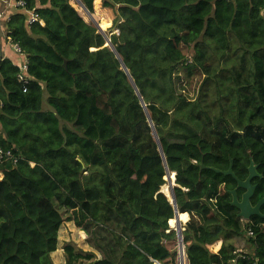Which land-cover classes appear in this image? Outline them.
I'll list each match as a JSON object with an SVG mask.
<instances>
[{
    "label": "trees",
    "instance_id": "1",
    "mask_svg": "<svg viewBox=\"0 0 264 264\" xmlns=\"http://www.w3.org/2000/svg\"><path fill=\"white\" fill-rule=\"evenodd\" d=\"M22 1L39 19L5 22L30 82L0 62V147L18 159L0 166V264H54L65 222L100 256L67 245L66 264H175L158 141L188 264H264V218L245 224L235 180L211 171L245 181L252 162L264 198V0H80L129 75L76 1Z\"/></svg>",
    "mask_w": 264,
    "mask_h": 264
},
{
    "label": "water",
    "instance_id": "2",
    "mask_svg": "<svg viewBox=\"0 0 264 264\" xmlns=\"http://www.w3.org/2000/svg\"><path fill=\"white\" fill-rule=\"evenodd\" d=\"M77 2L78 5L81 6V8L87 13V15H89L91 21L94 23L96 29L98 30V32L103 35L105 41H106V45L105 47L107 48H110L112 50V52H114L117 56V58L120 60L114 46L112 45L111 43V36H109V34L106 33V31H103L100 26H99V22H97L93 16H91L88 11L84 8V6L82 5V3L80 2V0H74ZM111 27V25H110ZM1 51H2V47L0 45V62L2 61V55H1ZM121 62V60H120ZM121 65H122V68L123 70L125 71V73L127 75H129V72L128 70L126 69V67L124 66V64L121 62ZM65 67V66H64ZM133 84V87L135 88L136 92L138 93L134 83L132 82ZM141 104L144 108H146V106L144 105V102L142 101L141 99ZM148 122H149V125L151 127V129L153 130V133H154V137L155 139L158 141V137H157V134H156V131L154 129V125L150 119V117L148 116ZM158 144H159V152L163 158V161H164V165H165V169H166V183H169L170 185V195H171V198H169L167 195L164 194V192L162 191V188L160 190V193L165 195V197L168 199V201L170 202V204L172 205L173 209H174V218L176 219L178 216H179V211H178V208H177V204H176V199H175V195H174V189L177 187L176 185V179H175V174H171L168 169H167V166H166V162H165V159H164V154H163V151H162V148L160 146V143L158 141ZM203 167V166H202ZM204 168V167H203ZM211 171L217 173V174H222L224 176H231L236 184H237V187L234 191L230 192L231 196H232V205L234 207H236L238 210H239V214H238V217L240 219H242V221H245V222H249L253 217H260V218H264V216L261 214V208L264 206V198L261 199L255 206H252L251 204V198L254 196L255 194V191H256V186H253L251 183H252V180L254 178H261L257 172H256V166L251 162L249 168H248V177L246 178L245 181H240L236 178V176L234 175L233 173V169H232V163L230 165V168L228 169L227 172H220V171H217L215 169H211ZM172 175H174L172 177ZM238 190H243L244 191V194L242 195L241 197V200H238L237 198V191ZM181 227V223L179 225ZM176 235L179 237L180 240H183V232H182V229L181 231H178V229H174ZM183 264V263H182Z\"/></svg>",
    "mask_w": 264,
    "mask_h": 264
},
{
    "label": "rangeland",
    "instance_id": "3",
    "mask_svg": "<svg viewBox=\"0 0 264 264\" xmlns=\"http://www.w3.org/2000/svg\"><path fill=\"white\" fill-rule=\"evenodd\" d=\"M7 2H8L7 0H2L1 4H0V13H2L3 15L5 12V8L3 7V5L5 6V4ZM0 22H2V20ZM4 22H7V20H4ZM109 29H110V26L106 27V29H105L107 34L109 32ZM7 35H8V33H7ZM7 35H5V33L1 35L0 45H1V47L3 46L4 52H6L8 50V51L13 52V54H15L14 50L11 49L10 44L7 43V41H6ZM111 35L112 34H109V36H111ZM190 54H191V51H188V55H190ZM20 63L21 62H19L17 65H19ZM200 80H201V77H194L192 80L185 81L183 84H181L180 89L183 92V94L186 95L190 99H195L197 96ZM43 110H44V112L52 111L47 104L46 97H45L44 102H43ZM245 224H246V222H245ZM185 226H186V224L182 225L183 229H185ZM233 243L238 249H245L247 247V245H246L247 239L246 238L235 239L233 241ZM67 245L73 246L78 252H81V253H91V252L95 253L94 250L91 249L89 247V245L87 244L86 236L84 237V235H81V232L78 231L73 226L72 223L65 222L63 224V226L61 227L59 234H58L57 251L51 255V258H52V261L54 264H58V262L60 260H61V264H64V263L66 264V260H65V256H64V247ZM177 251H178L177 238H175V252H176L175 264L179 263V261L177 262ZM95 255L97 256L98 259H100V256L97 253H95ZM181 261H184V256H182Z\"/></svg>",
    "mask_w": 264,
    "mask_h": 264
},
{
    "label": "built area",
    "instance_id": "4",
    "mask_svg": "<svg viewBox=\"0 0 264 264\" xmlns=\"http://www.w3.org/2000/svg\"><path fill=\"white\" fill-rule=\"evenodd\" d=\"M7 6H9L10 8L15 9H19V10H23L27 17H28V21L27 24L28 26H31L33 24H36L39 16L35 13V10H27L26 7V3L22 0H9V3L6 4ZM4 21V20H9V15L6 16V14L4 13V15L2 13H0V21ZM8 43L11 45L12 49L14 50L15 54H17L19 57H21V63L19 65H16L18 70H19V74L17 75V79L18 82L24 87H26V85L30 82V78L27 75V71H28V61L26 60V58L23 56L20 47L17 44H12L10 42V40H7ZM24 92H26V90H24ZM6 160H12L14 164H16L18 162V159L15 158L12 154V152L10 151H5L0 147V166L3 164L4 161ZM33 166V165H32ZM181 229H182V224H181ZM183 232V230H182ZM253 233L251 232V230L248 231V235L251 236ZM177 238V245H178V251H177V262L179 261L178 264H180L181 262V258H182V252L184 254V260H185V264H188L187 262V255H186V249H185V245H184V241L179 239V237L176 235Z\"/></svg>",
    "mask_w": 264,
    "mask_h": 264
},
{
    "label": "crops",
    "instance_id": "5",
    "mask_svg": "<svg viewBox=\"0 0 264 264\" xmlns=\"http://www.w3.org/2000/svg\"><path fill=\"white\" fill-rule=\"evenodd\" d=\"M8 2L7 3H9V0H7ZM6 3V4H7ZM0 4H1V2H0ZM5 4V6L3 5V7L5 8V12L4 13H6V16H8V15H10L14 10H13V8H10L9 6H7ZM5 33V35H7V33H6V27H5V22L4 21H2V22H0V41H1V35L2 34H4ZM7 38V37H6ZM1 43V42H0ZM8 43V42H7ZM11 46V45H10ZM11 49H12V47H11ZM13 50V49H12ZM15 53V52H14ZM1 55H2V60H4V59H9L12 63H13V65H17L19 62H21V57H19L17 54H13V52H11V51H6V52H4V50H3V46H2V51H1ZM86 236V235H85ZM58 264H61V260L58 262ZM65 264V263H64Z\"/></svg>",
    "mask_w": 264,
    "mask_h": 264
},
{
    "label": "bare ground",
    "instance_id": "6",
    "mask_svg": "<svg viewBox=\"0 0 264 264\" xmlns=\"http://www.w3.org/2000/svg\"><path fill=\"white\" fill-rule=\"evenodd\" d=\"M166 189H168V191H169V194H168V195L166 194ZM162 191L164 192L165 195H167L169 198H171V195H170V185H169V183H167V184L162 188ZM178 217H179V216H178ZM179 220H180V219H179ZM173 221H174V227H175V229H176V219L174 218ZM180 241H181V240H180ZM182 255L184 256L183 252H182ZM180 264H182V262H180ZM183 264H185V260H184Z\"/></svg>",
    "mask_w": 264,
    "mask_h": 264
},
{
    "label": "flooded vegetation",
    "instance_id": "7",
    "mask_svg": "<svg viewBox=\"0 0 264 264\" xmlns=\"http://www.w3.org/2000/svg\"><path fill=\"white\" fill-rule=\"evenodd\" d=\"M244 194V193H243ZM253 206V205H252Z\"/></svg>",
    "mask_w": 264,
    "mask_h": 264
}]
</instances>
